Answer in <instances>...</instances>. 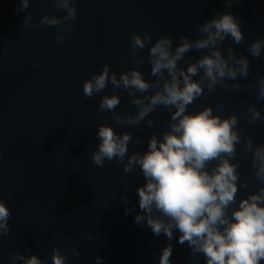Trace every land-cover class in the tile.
I'll return each instance as SVG.
<instances>
[{
	"label": "water",
	"instance_id": "obj_1",
	"mask_svg": "<svg viewBox=\"0 0 264 264\" xmlns=\"http://www.w3.org/2000/svg\"><path fill=\"white\" fill-rule=\"evenodd\" d=\"M19 6L20 0H0V198L12 212V234L0 238V264H9L13 251L37 254L52 264L54 246L69 264H96L97 255L102 264H159L161 249L168 243L166 237L156 238L146 226L134 222L140 211L136 189L144 183L142 173L136 169L125 174L115 160L98 168L92 164L91 153L99 143L95 134L102 123L118 133L131 131L129 154L143 153L150 135L166 129L170 113L158 108L148 117L156 121L155 126L147 128L142 122L145 130L141 133L117 124L112 113L97 111L102 96L113 94L111 85L87 98L82 84L105 63L117 74L137 67L127 51L133 32L150 31L153 43L164 34H171L177 43L182 34L195 38L200 23L225 10L223 0H78L76 31L72 35L65 32L63 43L56 39L59 26L38 24L47 13L65 14L57 11L51 0H30L31 30L23 28L26 12L17 13ZM231 12L244 21L245 43L233 45L234 50L251 62L249 76L240 80L244 90L218 87L198 99L189 111L208 105L216 110L224 101L221 114H237L241 135L262 144L264 123L250 124L246 110L254 104L264 111V100L258 101L249 87L264 76V54L252 59L245 48L264 38V0L233 2ZM202 54L193 51L187 55L198 58ZM141 55L145 61L138 67L151 79L147 49ZM117 56L128 61L123 68ZM116 94L121 96L116 111L135 114L127 92L116 90ZM137 136L141 138L139 145L135 143ZM243 147L237 145L239 171L249 188H241L237 200L258 187L252 177L251 154L245 156ZM125 194L130 197L127 205L120 199ZM133 206L136 211L126 216L125 208ZM88 235L94 239L89 241ZM171 243L172 264H205L202 256L190 257L187 245L181 246L175 239ZM71 248L79 249V261L72 257Z\"/></svg>",
	"mask_w": 264,
	"mask_h": 264
},
{
	"label": "clouds",
	"instance_id": "obj_2",
	"mask_svg": "<svg viewBox=\"0 0 264 264\" xmlns=\"http://www.w3.org/2000/svg\"><path fill=\"white\" fill-rule=\"evenodd\" d=\"M51 2L57 11L65 14L47 13L38 24L59 26L56 39L63 43L65 32L72 35L76 31L78 0ZM233 2L239 0H223L225 10L200 23L195 38L182 34L177 43L171 34H164L153 43L150 31L133 32L127 51L137 67L117 74L105 63L99 73L82 84L87 98L111 85L113 94L102 96L97 111L110 112L117 124L134 127L141 133L145 130L142 122L147 128L155 126L156 121L148 117L158 108L170 113L166 129L159 135L155 132L150 135L143 153L129 154L133 133H118L106 123L98 125L95 135L99 143L91 153L92 164L98 168L103 169L106 161L115 160L123 166L125 174L136 169L142 173L144 183L136 189L140 211L134 222L146 226L156 238L166 237L168 243L161 249L159 264H172L174 239L181 246L187 245L191 258L202 256L205 264H264V143H254L251 136L241 135L238 115L221 114L225 111L224 101L216 110L208 105L199 111H189L198 99L216 92L218 87L225 91L244 90L240 80L249 76L251 62L248 56H238L233 47L245 43L241 27L244 21L232 14ZM29 4L30 0H20L16 9L17 13L26 12L22 26L27 30L33 28ZM226 40L230 42L225 43ZM145 49L151 79H146L138 67L145 61L141 55ZM193 51L203 54L198 58L187 55ZM245 51L252 59H259L264 54V38L252 41ZM117 61L121 68L128 63L122 56H117ZM249 87L254 89L258 101L264 100V76ZM116 90H123L132 98L130 104L136 109L135 114L116 111L121 103ZM246 115L250 124L264 123V111L254 104L247 106ZM135 143H141L139 136ZM240 144L244 146L245 156L251 154L252 177L258 187L237 200L241 188H249L239 171L237 145ZM120 199L127 205L130 197L125 194ZM135 211V206L126 207L125 215ZM11 216L10 208L0 198V238L12 234ZM87 239L92 241L94 237L88 235ZM70 251L79 261V249ZM50 258L52 264H69L59 247L52 248ZM18 261L46 264L37 254L11 252L9 264ZM95 261L102 264V257L97 255Z\"/></svg>",
	"mask_w": 264,
	"mask_h": 264
}]
</instances>
